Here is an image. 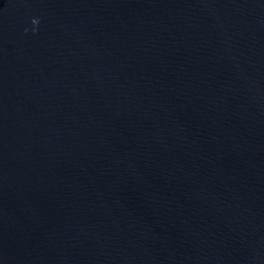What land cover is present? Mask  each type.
I'll use <instances>...</instances> for the list:
<instances>
[{
    "label": "water",
    "instance_id": "95a60500",
    "mask_svg": "<svg viewBox=\"0 0 264 264\" xmlns=\"http://www.w3.org/2000/svg\"><path fill=\"white\" fill-rule=\"evenodd\" d=\"M0 264H264V0H0Z\"/></svg>",
    "mask_w": 264,
    "mask_h": 264
},
{
    "label": "clouds",
    "instance_id": "9594fccd",
    "mask_svg": "<svg viewBox=\"0 0 264 264\" xmlns=\"http://www.w3.org/2000/svg\"><path fill=\"white\" fill-rule=\"evenodd\" d=\"M33 24H34V25H38V21H35V20H34V21H33Z\"/></svg>",
    "mask_w": 264,
    "mask_h": 264
}]
</instances>
